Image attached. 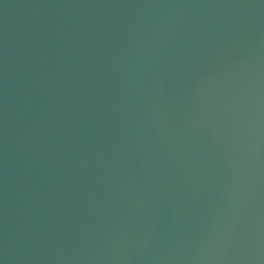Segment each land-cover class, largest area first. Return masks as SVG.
Masks as SVG:
<instances>
[{
    "label": "water",
    "instance_id": "1",
    "mask_svg": "<svg viewBox=\"0 0 264 264\" xmlns=\"http://www.w3.org/2000/svg\"><path fill=\"white\" fill-rule=\"evenodd\" d=\"M0 264H264V0H0Z\"/></svg>",
    "mask_w": 264,
    "mask_h": 264
}]
</instances>
